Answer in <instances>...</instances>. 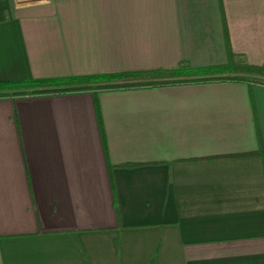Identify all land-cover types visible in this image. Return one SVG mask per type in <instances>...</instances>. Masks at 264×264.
<instances>
[{"label": "crops", "instance_id": "crops-1", "mask_svg": "<svg viewBox=\"0 0 264 264\" xmlns=\"http://www.w3.org/2000/svg\"><path fill=\"white\" fill-rule=\"evenodd\" d=\"M227 47L264 67V0H0V82ZM263 158L259 84L0 98V264H264Z\"/></svg>", "mask_w": 264, "mask_h": 264}, {"label": "trees", "instance_id": "trees-1", "mask_svg": "<svg viewBox=\"0 0 264 264\" xmlns=\"http://www.w3.org/2000/svg\"><path fill=\"white\" fill-rule=\"evenodd\" d=\"M228 49L225 65L193 67L181 63L174 69H149L73 76L31 78L22 81L0 82V98L22 97L61 92H98L201 84L213 82H244L264 86V67L249 63L242 54ZM97 107V105H96ZM98 108V107H97ZM264 162V158H263Z\"/></svg>", "mask_w": 264, "mask_h": 264}, {"label": "rangeland", "instance_id": "rangeland-1", "mask_svg": "<svg viewBox=\"0 0 264 264\" xmlns=\"http://www.w3.org/2000/svg\"><path fill=\"white\" fill-rule=\"evenodd\" d=\"M19 2H30L31 0H18ZM34 1V0H32Z\"/></svg>", "mask_w": 264, "mask_h": 264}]
</instances>
